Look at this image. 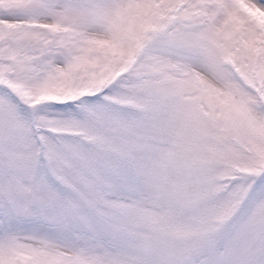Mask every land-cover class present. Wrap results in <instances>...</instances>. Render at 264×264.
Here are the masks:
<instances>
[{"label": "snow or ice", "instance_id": "6c2138e0", "mask_svg": "<svg viewBox=\"0 0 264 264\" xmlns=\"http://www.w3.org/2000/svg\"><path fill=\"white\" fill-rule=\"evenodd\" d=\"M0 264H264V0H0Z\"/></svg>", "mask_w": 264, "mask_h": 264}]
</instances>
